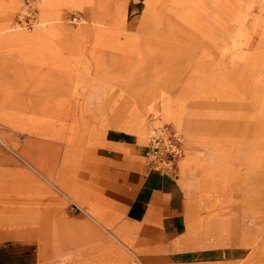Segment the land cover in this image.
Here are the masks:
<instances>
[{
	"label": "rangeland",
	"instance_id": "1",
	"mask_svg": "<svg viewBox=\"0 0 264 264\" xmlns=\"http://www.w3.org/2000/svg\"><path fill=\"white\" fill-rule=\"evenodd\" d=\"M175 2L15 0L3 19L7 0H0V248H18L0 262L131 261L117 249L81 254L105 244L72 205L84 197L76 170L110 133L132 141L146 165L149 135L171 126L184 139L164 175L179 188L180 233L212 224L225 264H246L256 240V264H264V229L243 231L253 219L264 224V8L256 0ZM17 36L28 41L9 42ZM164 108L184 115L193 140ZM188 157L205 168L185 173ZM92 194L98 200L81 205L85 215L113 213ZM14 221L16 239L6 227Z\"/></svg>",
	"mask_w": 264,
	"mask_h": 264
},
{
	"label": "crops",
	"instance_id": "2",
	"mask_svg": "<svg viewBox=\"0 0 264 264\" xmlns=\"http://www.w3.org/2000/svg\"><path fill=\"white\" fill-rule=\"evenodd\" d=\"M111 1L117 2V0H108L109 3ZM177 1L182 4L187 0H173V3L175 2L176 5ZM14 2L15 0H7V4L3 5V19H7L8 10ZM256 2L264 8V0H256ZM47 8L48 4L45 9ZM1 31L11 32L12 30ZM68 34L70 36L74 34L72 38L78 39L82 35H87L88 32ZM42 36L45 37L42 32L36 35L39 38ZM27 41L26 37L17 36L9 42L24 43ZM62 89H67L63 91L66 95L76 93V90L70 91L66 87ZM40 90L44 91L43 88ZM37 104L38 102L33 103L32 115L39 116L41 109L37 108ZM164 113L167 118L173 117L177 121L179 120V124H183L187 129L189 140H193L195 128L190 126L188 120H183L184 115L182 113L169 108H164ZM137 134L140 140H143L141 127L138 128ZM139 157V150L132 141L125 136L110 133L105 137L95 158L80 161L76 170V184L83 188L84 197L78 198L76 203L72 205L85 217V220L82 218L81 221L92 223L93 228H98V238L100 239L98 240L102 241L101 244H105L101 247L95 246V248L82 247L81 254L104 253L103 255H107L117 249L124 251L131 259L124 264H190L187 261L191 259L198 261L191 264H225L229 260L228 251L215 250L217 246L219 249L223 247L224 243H222L223 237L214 229L212 224L205 222L199 229L195 228L194 230H187L184 234L180 233L183 220L177 183L138 162ZM182 166L185 173L205 168L197 166V163L193 162L190 157ZM93 192L107 199V205L113 207V213L97 212L94 208L91 210L96 217L83 213L80 209L81 205L88 207V201L95 202L98 200V197L92 194ZM15 222L6 226L10 227V237L13 239L17 238L20 230ZM21 229L22 235L28 236L29 228L22 225ZM262 229H264V224H259L256 219H253L250 227H244L243 231L246 234L259 236L263 233ZM96 233L94 232V234ZM92 237L94 238L93 235ZM19 245L28 246L25 242ZM253 245L251 255L245 260L246 264H256L259 261L256 240H254ZM231 247L237 249V246L232 245ZM10 248L12 251L7 248H0V256H7L14 253L13 251H18L17 245H12ZM231 255L233 254L231 253ZM217 257L218 261H214ZM27 258L29 257L27 256ZM0 264L36 263L5 261L0 262Z\"/></svg>",
	"mask_w": 264,
	"mask_h": 264
},
{
	"label": "built area",
	"instance_id": "3",
	"mask_svg": "<svg viewBox=\"0 0 264 264\" xmlns=\"http://www.w3.org/2000/svg\"><path fill=\"white\" fill-rule=\"evenodd\" d=\"M184 145L183 136L171 126L149 135L146 166L161 175L171 173L180 158Z\"/></svg>",
	"mask_w": 264,
	"mask_h": 264
},
{
	"label": "bare ground",
	"instance_id": "4",
	"mask_svg": "<svg viewBox=\"0 0 264 264\" xmlns=\"http://www.w3.org/2000/svg\"><path fill=\"white\" fill-rule=\"evenodd\" d=\"M190 126H191V124H190ZM157 130H159V129H157ZM151 135V134H150ZM189 136V135H188Z\"/></svg>",
	"mask_w": 264,
	"mask_h": 264
}]
</instances>
